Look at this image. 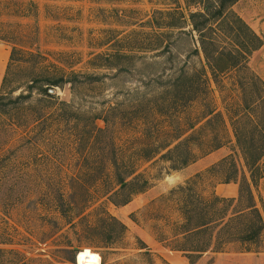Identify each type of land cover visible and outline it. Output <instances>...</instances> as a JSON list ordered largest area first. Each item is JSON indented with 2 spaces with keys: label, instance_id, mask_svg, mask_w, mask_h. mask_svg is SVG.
Returning <instances> with one entry per match:
<instances>
[{
  "label": "rangeland",
  "instance_id": "1",
  "mask_svg": "<svg viewBox=\"0 0 264 264\" xmlns=\"http://www.w3.org/2000/svg\"><path fill=\"white\" fill-rule=\"evenodd\" d=\"M185 9L184 0H0L4 95L14 97L27 84L42 83L46 75H78L71 79L72 89L69 84L53 87L55 97L69 105L63 120L49 117L46 127L25 132L9 127L7 116L0 115V228L13 243L0 248L14 249L24 264H147L140 254L142 244L153 264H264L260 173L252 192L263 221L256 240L211 248L190 263L174 250L182 243L178 233L184 205L206 210L212 192L234 198L241 178L248 177L242 155L234 150L224 108L240 102L234 82L224 77L220 89L209 83L207 94L199 87L201 81H168L203 64L199 51L194 52L197 43L186 27ZM231 9L260 39L247 65L264 84V0H238ZM207 104L219 111L223 122L206 125V118L185 134L193 136V163L172 171L167 162L154 158L141 165L148 181L142 193L124 206L104 199L97 203L125 226L118 242L104 244L81 228L78 217L61 215L58 206L66 209L71 180L85 175V164L96 167L101 162L96 144L91 156L83 158V153L89 126L102 128L103 113L110 111L111 118L119 119L115 142L128 158L132 147L159 144L138 140L140 135L187 129ZM92 115L99 119L90 121ZM212 138L219 148L202 155ZM199 173L202 178L194 187L176 191ZM233 176L235 183H223Z\"/></svg>",
  "mask_w": 264,
  "mask_h": 264
},
{
  "label": "trees",
  "instance_id": "2",
  "mask_svg": "<svg viewBox=\"0 0 264 264\" xmlns=\"http://www.w3.org/2000/svg\"><path fill=\"white\" fill-rule=\"evenodd\" d=\"M236 1L238 0H184L187 10L186 27H189V33L195 35L197 47L194 52L198 54L199 51L203 64L199 69H193L188 74L181 73L168 80L201 81L199 87L208 94L209 83L219 89L224 88L221 81L226 77L237 86L240 96L238 105L233 107L225 104L224 108L231 127L234 150L242 155L248 177L241 178L234 198H220L212 192L206 210L197 204L189 208L184 205L178 233L182 243L174 250L181 252L189 263L191 257H199L211 248L219 250L222 245L234 241L252 242L263 229V221L255 206L252 192L255 174L260 173L264 178V84L247 65L248 57L261 43L232 11L231 6ZM189 7L197 9L192 11ZM183 27L185 26L178 28ZM76 76L78 75L73 72L65 76L46 75L42 83L35 86L27 84L25 91H20L14 97H10L11 93L3 94L6 81L3 77L0 84V115L7 116L9 127L25 132H32L42 125L46 127L49 117L63 120L62 114L69 105L55 97L53 87L61 88L64 84H69L72 89L71 79ZM7 103L10 104L9 107H6ZM109 114L110 111L103 113L100 119L102 128L91 123L85 138L83 158L91 156V147L96 144L101 162L96 167L90 163L85 164V175L71 180L66 209H62L61 205L58 208L67 219L78 217V223L85 232L93 233L102 243L112 245L123 237L125 226L97 203L104 199L114 207L124 206L133 196L142 193L148 181L143 170H140L141 165L154 158L167 162L172 171H178L193 163L197 158V154L190 150L193 136L188 137L185 134L203 119L207 118L206 125L214 120L223 122V119L219 111L207 104L199 109L194 122L189 123L187 129L161 132L157 130L140 135L138 140L145 138L147 142L157 141L159 144L146 143L132 147L128 149L126 158L122 147L117 143L119 134L115 131V126L119 119L111 118ZM94 116L96 115L90 117V121L99 119ZM153 120L159 123L157 119ZM198 131L200 130L196 133ZM219 146L212 138L211 145L201 153H209ZM197 150L200 152V149ZM93 172L95 176L91 175ZM201 178V173L195 174L184 186H178L176 191L179 194L184 193ZM236 181L237 178L233 176L227 177L223 183ZM185 242L189 244L188 247L184 245ZM12 244V239L0 228V246ZM139 249H144L140 254L145 256L146 263L153 264L148 249L143 244ZM0 264L24 263L21 255L14 249L0 248Z\"/></svg>",
  "mask_w": 264,
  "mask_h": 264
},
{
  "label": "bare ground",
  "instance_id": "3",
  "mask_svg": "<svg viewBox=\"0 0 264 264\" xmlns=\"http://www.w3.org/2000/svg\"><path fill=\"white\" fill-rule=\"evenodd\" d=\"M2 59L0 58V71H1V69H2Z\"/></svg>",
  "mask_w": 264,
  "mask_h": 264
},
{
  "label": "water",
  "instance_id": "4",
  "mask_svg": "<svg viewBox=\"0 0 264 264\" xmlns=\"http://www.w3.org/2000/svg\"><path fill=\"white\" fill-rule=\"evenodd\" d=\"M50 93H52V91H49Z\"/></svg>",
  "mask_w": 264,
  "mask_h": 264
},
{
  "label": "crops",
  "instance_id": "5",
  "mask_svg": "<svg viewBox=\"0 0 264 264\" xmlns=\"http://www.w3.org/2000/svg\"><path fill=\"white\" fill-rule=\"evenodd\" d=\"M215 190H216V187H215ZM230 195V194H229Z\"/></svg>",
  "mask_w": 264,
  "mask_h": 264
}]
</instances>
